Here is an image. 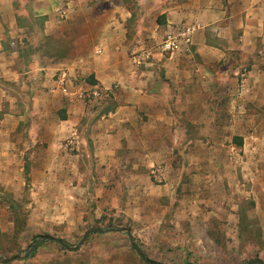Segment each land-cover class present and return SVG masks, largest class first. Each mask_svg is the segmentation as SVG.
<instances>
[{"label":"rangeland","instance_id":"1","mask_svg":"<svg viewBox=\"0 0 264 264\" xmlns=\"http://www.w3.org/2000/svg\"><path fill=\"white\" fill-rule=\"evenodd\" d=\"M19 1L24 6L29 0ZM220 1L221 16L233 17L224 20L229 30L203 59L195 51L199 40L217 43L209 20H202L201 31L193 18L168 22V9L188 0L55 1L51 28L42 17L25 16L21 25L29 35L11 47L25 51V66L37 53L50 66L52 83L39 99L33 91L28 101L24 89L19 108L25 118L10 136L15 151L0 160V262L20 256L7 264H145L125 233L109 232L126 228L155 263L247 264L258 259L264 264V44L261 38L253 41L255 51L244 44V0H229L228 10L227 0ZM189 2L192 9L212 10L214 5L213 0ZM188 26L196 28L192 42L167 67L172 54L160 53L161 42ZM124 52L138 69L148 70L149 87L167 111L152 117L138 112L125 125L158 123L175 132H159L167 142L164 148L148 135H137L147 141L132 149L112 143L117 149L112 163H118L108 169L116 174L107 172L103 178L93 155L96 123L102 116L109 120L107 114L117 109L123 94L114 85L109 90L96 86L89 62L107 71L110 63L124 60ZM27 72L26 82L35 90L39 80ZM79 104L83 110L75 107ZM69 111L81 113L77 135L63 127L56 130ZM115 118L101 121L105 132ZM157 149L160 154L150 159ZM150 160L158 162L161 173H151ZM137 171L140 176L126 174ZM95 228L102 232L79 245L85 232Z\"/></svg>","mask_w":264,"mask_h":264},{"label":"crops","instance_id":"2","mask_svg":"<svg viewBox=\"0 0 264 264\" xmlns=\"http://www.w3.org/2000/svg\"><path fill=\"white\" fill-rule=\"evenodd\" d=\"M15 1L16 0H0V160H2V163L6 158L8 160L10 156H13L14 152L11 150L15 149V144L11 142L10 136L17 130L21 120L25 118L24 111L19 108V103L23 101L24 89L25 96L28 101L30 98L32 100V96L28 95L29 92L30 95H32L33 91V95H35L34 99H39L42 96H45L46 92L48 93L49 90L46 87L52 83L50 80V66H47V63H44L37 53L30 54L32 60L29 62L28 66H25V51H21L19 47L12 48L11 46H14L15 44H22L21 41L18 42V39L27 38L29 35V33H26L27 28L22 27L23 25H21V22L24 20L26 15L27 17H42L44 25L50 26L51 28V24L53 22V3L55 1L58 2L63 0H29L24 6H22L19 0L18 5H15ZM230 1L227 0L226 3L224 2L227 10L230 5ZM213 4L214 5L211 8L212 10H209L210 6L209 8L207 6H199L192 9L188 0L185 4L175 3L173 6L171 4L172 7L168 9L169 13L172 14V17L168 18V22L169 20L173 21L193 18L191 20L197 22L196 24L200 22V24L197 25L200 29V25L203 23L202 20H209L210 23L208 26L213 31V35L211 36H214L217 39V43H209L206 41V38H201L199 41H202V44H200V46H198L195 50L201 59L207 58L206 53L210 52L212 49L215 50L216 47L219 46V43L221 42L220 38L224 37V33L229 30L227 28V23L225 22L229 21L233 17L231 13L226 16H221L224 11L222 10L223 4L220 0H213ZM243 5H245V8L241 11V14H243V16H241L243 24H240V28L243 29L241 32L242 37L245 46H249L251 51L253 49L255 51L256 47L254 42L257 41L256 39L261 38L260 42L264 44V0H244ZM54 26L56 28V24L52 26L53 30L55 29ZM49 30L51 31L52 29ZM200 31L198 33H200ZM44 32H46V30H44ZM246 42H249V44L247 45ZM25 46L29 48L30 43L25 44ZM119 46L120 48L121 46L123 47V51L128 48L126 45L124 47L122 44ZM120 48H115L117 53ZM174 54L175 53L167 59L165 64L167 67L176 63L175 59H173L174 61L172 60V56H174ZM122 59L124 60H119L115 64L110 63V65L107 66V71H101L95 67V63L93 61L89 62L90 64H93V67H89L88 74H91V80L94 84H96V86H99L104 90H109L114 85L118 87L123 94L119 104H117V109H115L114 112H109L107 114V118H109L110 121L112 118L116 117L112 122H110L111 129H108L107 132H105L100 125L102 124L101 121H109L105 118V116H102L96 123L99 128V132L94 138L93 155L95 157L96 165L101 171L99 174L103 178V174H106L107 172L108 175L116 174L114 169L108 168L113 166L114 163H118L117 160L112 163V160L117 153L119 144H121V147L126 145V149H132V144L141 142L144 145L147 141L146 139L144 141H139L136 137L137 135H148L147 138L149 140H155L156 145H160V148H164L163 145L167 144V142L162 139L159 132H161V130H165L168 134H172L171 131H173L171 126H161L158 125V123L157 125L154 123L146 125L147 123H145V125H142L141 127L125 125V122L132 121L134 117L138 115V112L144 111L146 115L152 117L153 115L151 113H159L160 115V112L162 114H166L167 111L162 106L165 103L154 96L149 87L148 70L144 69L142 71V69H138L139 66L136 65L137 63L127 57L125 52L122 54ZM27 68L30 69L33 76L35 75L34 78L39 80L35 90L31 88L33 87L32 84H27L26 82L30 76L25 77L28 75ZM39 73L41 76L38 78L36 75ZM54 85L55 87L59 86L57 81L54 82ZM51 92L54 94L56 90L52 88ZM186 97L187 96H184L182 101H185ZM70 101H73V103L76 104L79 103L78 100L75 99H71ZM75 107H79V110L83 108L80 104ZM80 114V112L77 113L69 111L67 118L62 119L59 122L56 121L60 124L55 125L57 128L56 130L63 127V129H69L71 134L77 135V125ZM160 119L162 118H159V120ZM172 138H174V136ZM112 143L116 144L115 148L117 147V149L113 148ZM13 145L14 147H12ZM159 154L160 149H157L155 152H151L148 155H150V159H152L154 156ZM134 156L137 157L138 154L136 153ZM143 163L145 162L142 161V164ZM138 165H140V163ZM102 166H105V168L103 169ZM147 166V168L151 170V173H161L158 169L159 165L157 161L150 160ZM123 173H125V171ZM141 173L142 172L139 171L126 172L128 177L131 175L140 176Z\"/></svg>","mask_w":264,"mask_h":264},{"label":"water","instance_id":"3","mask_svg":"<svg viewBox=\"0 0 264 264\" xmlns=\"http://www.w3.org/2000/svg\"><path fill=\"white\" fill-rule=\"evenodd\" d=\"M100 232H102V231L100 229H98V228L87 230L85 232V234H84V237L81 239L79 245H82L85 242V240L88 238L89 235L97 234V233H100ZM109 232L125 233L126 236L128 237V239L131 242V245H130L131 249L138 255V257L141 259V261L143 263H145V264H160V263H155L153 261H150L149 259H147L145 257V255L143 254L141 249L138 247V245L133 242V237H132L131 231L129 229L120 228V229H117V230H114V231H109ZM42 240L55 242V243L59 244L61 247H63L65 250L70 251V252H74V251L77 250V248L68 247L62 240L57 239V238L42 237ZM27 257H28V254L23 256L24 259H26ZM21 258L22 257H20V256H16V257H13V258L6 259V260L0 262V264H7V263H10L12 261L19 260ZM186 264H192V263H186ZM247 264H263V262L261 260L254 259V260L249 261Z\"/></svg>","mask_w":264,"mask_h":264},{"label":"built area","instance_id":"4","mask_svg":"<svg viewBox=\"0 0 264 264\" xmlns=\"http://www.w3.org/2000/svg\"><path fill=\"white\" fill-rule=\"evenodd\" d=\"M195 32V27L188 26L174 34H167L160 44V53L171 55L179 51L182 46H188L192 42Z\"/></svg>","mask_w":264,"mask_h":264}]
</instances>
